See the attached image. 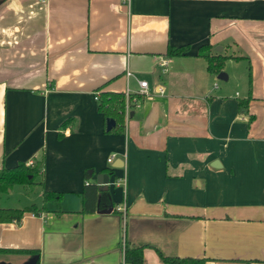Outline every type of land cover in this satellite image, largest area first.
Listing matches in <instances>:
<instances>
[{
  "label": "crops",
  "instance_id": "crops-1",
  "mask_svg": "<svg viewBox=\"0 0 264 264\" xmlns=\"http://www.w3.org/2000/svg\"><path fill=\"white\" fill-rule=\"evenodd\" d=\"M127 89L108 130L100 98ZM30 161L46 209L0 222V264H264V0H0V169ZM102 173L125 185L83 211Z\"/></svg>",
  "mask_w": 264,
  "mask_h": 264
},
{
  "label": "trees",
  "instance_id": "trees-1",
  "mask_svg": "<svg viewBox=\"0 0 264 264\" xmlns=\"http://www.w3.org/2000/svg\"><path fill=\"white\" fill-rule=\"evenodd\" d=\"M186 46H181L178 48L168 47L167 56L182 55L185 53ZM208 44H204L200 48V55L206 60V70L209 73L217 74L221 71L222 64L226 59V56L219 54L209 55ZM137 97V95L135 96ZM130 98V97H129ZM101 101L99 109L104 113L106 118H113L116 124L113 126V130H119L122 127V118L124 113V95L123 93H105L101 96ZM134 106V104L128 100V109ZM40 168L30 167L24 163H19L15 167L0 169V192L3 189L9 188L12 185L25 184L31 182L28 178L33 179L37 175ZM108 172V171H107ZM101 193L102 197L108 194V189H104L102 186L88 182L86 184L85 190L83 191V211L92 212L95 209L98 194ZM54 196V199L58 200L61 194H55L53 192L44 193V203L49 201V197ZM45 206L37 207L35 205L26 208H10V207H0V222H7L12 220L19 221L25 211H33L34 213H41L45 211ZM33 254V251H32ZM159 258L167 264H204V260L201 258H179L174 256H164L159 251H157ZM124 260L132 264H141L142 262V248L141 247H131L125 248ZM34 259L30 264H39L38 253L34 251Z\"/></svg>",
  "mask_w": 264,
  "mask_h": 264
},
{
  "label": "rangeland",
  "instance_id": "rangeland-1",
  "mask_svg": "<svg viewBox=\"0 0 264 264\" xmlns=\"http://www.w3.org/2000/svg\"><path fill=\"white\" fill-rule=\"evenodd\" d=\"M240 71H243L242 68H240ZM29 166L32 167L34 164ZM28 178L31 182L12 185L9 188L3 189L0 192V206L18 208L33 204L40 206L42 201L40 177L36 175L33 179L30 176Z\"/></svg>",
  "mask_w": 264,
  "mask_h": 264
},
{
  "label": "built area",
  "instance_id": "built-area-1",
  "mask_svg": "<svg viewBox=\"0 0 264 264\" xmlns=\"http://www.w3.org/2000/svg\"><path fill=\"white\" fill-rule=\"evenodd\" d=\"M43 2L48 1V0H42ZM122 3L126 4L128 2V0H121ZM168 61L166 59H162L159 63V67H160V71L163 72L166 69V65H167ZM132 74L129 71L125 72V76L129 77ZM137 85L139 87L138 93L139 95H146L147 94V83L145 80H137ZM159 93H162L161 88L157 89ZM125 96V109H128V100H130L134 105H136L137 100L136 97L133 95L131 97V94L129 93V90L127 89L124 93ZM130 97V98H129ZM114 155H112L110 158H108V162H112ZM29 164H32V161L29 162ZM108 185H113V186H119L121 185L122 187H124L125 185V178L121 177V178H115L113 181H109ZM117 210H120L121 212H124V203L122 204V206H117Z\"/></svg>",
  "mask_w": 264,
  "mask_h": 264
},
{
  "label": "water",
  "instance_id": "water-1",
  "mask_svg": "<svg viewBox=\"0 0 264 264\" xmlns=\"http://www.w3.org/2000/svg\"><path fill=\"white\" fill-rule=\"evenodd\" d=\"M216 78L219 80H225L226 79V75L223 72H219L216 75ZM107 129H111L114 125V121L113 118H107ZM109 177L110 174L109 173H102L97 175V184L102 186L104 189H108V182H109ZM112 211V208H109L107 210H103V213H110Z\"/></svg>",
  "mask_w": 264,
  "mask_h": 264
}]
</instances>
